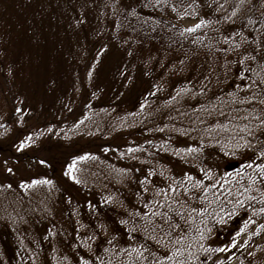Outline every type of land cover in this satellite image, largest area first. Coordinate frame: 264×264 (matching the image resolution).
<instances>
[{
  "label": "trees",
  "instance_id": "16d2710c",
  "mask_svg": "<svg viewBox=\"0 0 264 264\" xmlns=\"http://www.w3.org/2000/svg\"><path fill=\"white\" fill-rule=\"evenodd\" d=\"M111 3L103 35L115 32L126 41L136 58L132 68L141 74L143 89L137 96L124 98H105L99 87L84 91L81 106L88 108L71 117L72 112L65 111L47 120L46 127L43 123L28 126V141H38L39 128L48 126L50 135L39 139V147L31 151L22 150L23 132L13 126L25 121L26 112L34 117L39 110L21 106L28 100H19L21 105L11 109V117L0 120L1 155L2 148L7 146L9 151L16 143V154L9 161L29 160L27 164L36 167L35 191L51 181L48 185L55 192L53 201L47 202L48 218L38 212L45 213L42 205L46 204L36 203L35 194L22 189L26 180L15 184L7 173L2 177L8 180L4 184L0 180V202L7 201L0 209V264H152L148 252L160 250L151 239V225L162 218L153 216L155 212H167L183 225L179 235L171 236L177 241L174 247L181 249L176 260L209 264L221 244L224 249L232 243L231 230L240 235L246 221L264 220L260 212L264 184L257 167L264 165V134L259 130V120L264 119V5L260 0H242L239 7L238 0ZM169 10L207 23L184 31L164 17ZM10 13L7 0H0V29L8 27ZM90 58L91 53L84 52L82 60L88 63ZM7 79L0 73L1 91H6L1 85H7ZM81 83L87 80L81 77ZM102 109L108 112L103 127L85 133L81 144L68 133L55 136L50 131L64 123L75 125L76 119ZM47 149L51 151L46 155ZM85 153L99 154L119 166L123 177L114 175L117 198L112 193L93 197L96 186H92L83 190L82 202L67 201L63 189L69 165L92 163L88 158L77 159ZM124 178L126 184L121 182ZM32 225L37 236L30 243L27 230ZM254 236L233 251L237 264H264V240L250 250ZM129 246L146 249L145 261L134 252L129 259ZM172 247L169 244V252Z\"/></svg>",
  "mask_w": 264,
  "mask_h": 264
},
{
  "label": "rangeland",
  "instance_id": "374dc122",
  "mask_svg": "<svg viewBox=\"0 0 264 264\" xmlns=\"http://www.w3.org/2000/svg\"><path fill=\"white\" fill-rule=\"evenodd\" d=\"M7 4L11 7V13L8 15V27L0 29V73L9 80L6 81L7 85H1V89L6 91L0 90V120L11 117V114L9 115L11 109L21 105L19 100H28L23 101L21 106H30L33 111L35 108L39 110L33 115L35 118L28 116L29 111L26 112L25 121L16 122L13 126L15 130L23 132L24 136L21 137L24 142L21 144L24 145L22 147L24 152L31 151L33 146L39 147V139L50 136L47 126L37 130L39 142L28 141L30 138L28 132L31 128L28 126L32 123H43L42 127H46L47 120H55L63 116L65 111L72 112L68 115L71 117L74 115L73 112L79 113L83 107L88 108L89 105L86 104L81 106L82 100H80L85 97L86 92L90 93L91 90L99 87L102 91L101 96L105 98L113 95L124 98L127 95L137 96L142 91V76L139 72L133 71L132 63L136 58L128 49L126 41L118 37L115 32L103 35L105 16L112 7L111 0H7ZM79 10H82L83 14ZM164 16L184 29L199 23V18L186 16L173 10L165 12ZM88 44L92 45L88 47ZM86 51L91 53L88 63L82 60ZM77 61L79 62L76 64ZM19 69L22 70L18 72ZM80 76L87 80L86 84L82 85ZM7 92L8 96H4ZM107 115L108 112L105 109L100 110L96 115L90 112L82 120L76 119L75 125L69 126L64 123L50 131L55 136H64L68 133L69 138L81 144L87 138L85 133H94L103 127ZM64 119L65 122L68 121L67 118L64 117ZM2 149L4 155L0 153V163L3 165L0 164L2 170L0 180L3 184L8 180L2 178L6 173L15 184L26 180L21 186L22 189L33 196L35 194L36 203L39 201L40 205L46 204L42 205L45 207V213L38 212L50 218L48 214L51 208L47 202L53 201L55 192L48 185L49 183L35 191L38 182L34 179L36 167L27 164L30 163L29 160L11 162L13 160L10 157L16 154V143L11 144L9 151L7 146ZM50 151L51 149H47L46 155ZM94 155L89 153L81 155L92 163H88L85 167L70 168L71 177L68 175L69 172L66 175L67 183L64 181L63 193L71 204L82 202L83 190L92 186H96L93 189V197L95 194L112 193L113 197L117 198L114 175L123 177L122 171L113 161L99 154L91 157ZM41 156L45 154L41 152ZM4 161H7L6 164ZM111 169L112 174H110ZM122 181L126 184L127 180L124 178ZM33 196L31 199L34 198ZM9 198L10 196L6 197V200ZM155 200L159 198L156 197ZM6 204L7 201L0 202V209ZM262 224H264L263 219L246 221L243 226L246 229L239 236L235 235L236 230H231L228 237H232V242L235 241V243L225 247L227 251H224L225 248L223 249L221 244L218 248L221 249L220 252L209 264H218V262L219 264H237V260L232 256L233 251L249 234L255 235L254 239L261 235L258 239L260 244L264 239V225L260 226ZM18 227L23 232V226ZM34 228L32 225L31 230L30 227L27 230L31 232L27 233L31 237L30 243L37 236ZM260 230H262L261 233Z\"/></svg>",
  "mask_w": 264,
  "mask_h": 264
},
{
  "label": "snow or ice",
  "instance_id": "6c2138e0",
  "mask_svg": "<svg viewBox=\"0 0 264 264\" xmlns=\"http://www.w3.org/2000/svg\"><path fill=\"white\" fill-rule=\"evenodd\" d=\"M157 2H159V0H157ZM248 3H251V0H247ZM242 3V0H238V7L240 6V4ZM261 5H264V0H260ZM254 6V5H253ZM233 14L236 13L237 9H232ZM202 23H207V21H204ZM202 23H197L195 25H193L192 27L186 28L184 29V31H188L191 32L194 30V28H199L202 26ZM243 61H241L242 63ZM241 75H243V73H241ZM262 103H264V101H262ZM259 130L261 131V134H264V119H260L259 120ZM250 135H255V133H249ZM23 143L21 144V147H23ZM239 146V145H238ZM261 155H264V152L261 153ZM85 157L84 156H80L77 157V159L83 160ZM43 163V161H42ZM72 165H69V168H71ZM257 167L260 169V173H259V179L260 182L262 184H264V165H257ZM9 171H11L9 169ZM68 175L71 177V172L68 173ZM74 178V177H73ZM187 178V177H186ZM252 179V178H250ZM46 183H51V181H45ZM33 183H36V181H33ZM201 183V182H198ZM205 191H207V189H204ZM185 191H187V189H185ZM261 199H264V195L261 196ZM162 203V201H161ZM192 211H195V209H193ZM260 212L264 213V208L260 209ZM145 216H148V213H144ZM153 216H158V217H162L159 221V223H153L151 225V230L154 232V235L151 237V239L154 241L155 246L160 250L156 253H152V252H148V256L151 258L152 260V264H162L163 261H175V264H181L180 261L176 260V257L181 255V249L174 247L175 243L177 241H173L171 240V236L173 233H176L177 235H179V231L180 229H182L183 225L179 224V223H175L171 217L168 216L167 212L164 213H160V212H155L152 214ZM225 215H227V213H225ZM181 220L184 219L183 216L180 217ZM251 222V221H249ZM121 224L126 223V221L121 220L120 221ZM133 232L136 231L135 226L133 227ZM241 231H243V228L241 229ZM129 235H131V233H129ZM237 235H239V233H237ZM181 240L184 239V237H180ZM233 244L235 243V241L232 242ZM169 244H172L173 247L171 249V252H169L168 250V246ZM221 249H216V251H220ZM107 251V250H105ZM121 252H124L125 249L121 248L120 249ZM147 251L146 249L143 248H133L131 246H129V249L127 250V255L129 257V259H131V254L134 252L136 257L139 258L141 261H145V257L143 255V253ZM224 251H227V248L224 249ZM194 258V257H191ZM219 264V262H218Z\"/></svg>",
  "mask_w": 264,
  "mask_h": 264
}]
</instances>
